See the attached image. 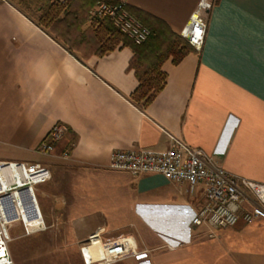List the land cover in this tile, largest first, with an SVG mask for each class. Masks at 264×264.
<instances>
[{"label": "crops", "instance_id": "1", "mask_svg": "<svg viewBox=\"0 0 264 264\" xmlns=\"http://www.w3.org/2000/svg\"><path fill=\"white\" fill-rule=\"evenodd\" d=\"M104 1L178 35L197 2ZM210 1L201 48L162 64L165 86L141 109L129 98L137 81L128 47L81 60L0 0V160L49 169L43 213L37 202L42 230L56 232L67 211L64 233L101 235V257L89 264H264V219L210 237L190 222L204 201L200 187L190 193L157 173L106 167L113 150L159 153L175 138L204 150L212 166L264 183V0ZM56 122L66 130L41 155L36 147Z\"/></svg>", "mask_w": 264, "mask_h": 264}, {"label": "built area", "instance_id": "2", "mask_svg": "<svg viewBox=\"0 0 264 264\" xmlns=\"http://www.w3.org/2000/svg\"><path fill=\"white\" fill-rule=\"evenodd\" d=\"M124 6L122 1L99 0L91 13L112 19L122 32L136 43H141L149 31ZM211 6L210 0H197L187 23L179 32L197 51L203 43L205 15ZM65 130L64 124L54 123L36 151L41 155L50 154ZM66 156L67 152H63L62 157ZM210 161L204 150L189 147L172 138L171 145L164 152L113 150L109 153L106 167L126 171L131 175L157 173L177 185L185 186L190 193L200 187L204 201L190 222L192 225L205 226L210 237L220 229L264 219V183L214 167ZM49 178V169L39 162L0 160V264H14L9 250L10 229L14 224L20 225L24 235L43 229L35 187ZM244 192L251 196L250 201L244 197Z\"/></svg>", "mask_w": 264, "mask_h": 264}, {"label": "trees", "instance_id": "3", "mask_svg": "<svg viewBox=\"0 0 264 264\" xmlns=\"http://www.w3.org/2000/svg\"><path fill=\"white\" fill-rule=\"evenodd\" d=\"M46 34L77 58L102 56L117 47H128L132 55L127 69L133 71L137 85L129 95L132 103L144 109L163 89L167 75L162 64H177L195 49L160 19L124 6L149 34L136 43L108 17L93 15L99 0H7Z\"/></svg>", "mask_w": 264, "mask_h": 264}, {"label": "rangeland", "instance_id": "4", "mask_svg": "<svg viewBox=\"0 0 264 264\" xmlns=\"http://www.w3.org/2000/svg\"><path fill=\"white\" fill-rule=\"evenodd\" d=\"M46 185L35 187V196L42 213L46 195L41 193V189H46ZM57 218L56 232L44 229L24 235L19 226L10 233L9 250L14 264H89L101 257L98 248L101 235L96 232L64 233L67 211L57 214Z\"/></svg>", "mask_w": 264, "mask_h": 264}, {"label": "snow or ice", "instance_id": "5", "mask_svg": "<svg viewBox=\"0 0 264 264\" xmlns=\"http://www.w3.org/2000/svg\"><path fill=\"white\" fill-rule=\"evenodd\" d=\"M0 254H2V251H0Z\"/></svg>", "mask_w": 264, "mask_h": 264}]
</instances>
